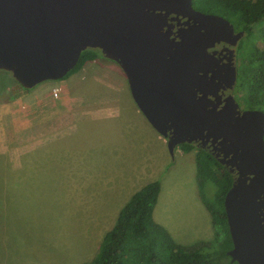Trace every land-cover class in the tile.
Returning a JSON list of instances; mask_svg holds the SVG:
<instances>
[{
  "label": "water",
  "instance_id": "1",
  "mask_svg": "<svg viewBox=\"0 0 264 264\" xmlns=\"http://www.w3.org/2000/svg\"><path fill=\"white\" fill-rule=\"evenodd\" d=\"M240 36L192 0H0V69L30 89L62 79L87 48L118 63L172 156L178 145L198 143L235 173L223 201L227 254L237 264H264V111L241 110L232 95L218 107L219 88L236 73H222L209 50Z\"/></svg>",
  "mask_w": 264,
  "mask_h": 264
},
{
  "label": "rangeland",
  "instance_id": "2",
  "mask_svg": "<svg viewBox=\"0 0 264 264\" xmlns=\"http://www.w3.org/2000/svg\"><path fill=\"white\" fill-rule=\"evenodd\" d=\"M253 27L251 39L259 43L264 20ZM102 58L108 60L107 63L98 66L86 62L84 70H90L84 72L81 67L79 72L62 78L72 99L84 101L73 103H99L101 99L91 96L88 91L122 90L120 86H127L119 64ZM99 79L107 83L102 84ZM59 80L43 81L24 89L11 72L0 69V264H81L89 261L115 219L116 213H109L106 205L100 202V195L94 190L98 186L96 183H85L82 187L74 181L83 180L74 173L75 162H80L82 155L87 159L93 157L89 163L95 162L99 167L100 161L96 159L99 140L114 137L113 129L95 121L82 124L85 126L75 129L70 138L55 139L53 144L50 140V144L38 146L26 140L31 128L23 111L34 110V90L40 87L48 90L51 83ZM63 87L54 85L48 91L54 102L59 103L66 97ZM45 90L37 94H44ZM242 90H236L240 101ZM77 92L85 95L78 96ZM128 95V89L125 93L115 90L110 99L115 98L121 104ZM43 101L46 104L52 102ZM50 115L46 111L41 119L46 120L45 116ZM76 151L83 154L74 153ZM177 162L179 165L181 159ZM197 187L194 172L175 169L165 175L159 202L161 214L170 219L175 228L179 229V223L183 222L187 237H198V226L201 225L205 230L204 238L198 240H207L213 238L215 230ZM205 191L211 196L214 189L207 185ZM77 192L83 194L86 201H78ZM159 213L160 208L155 216ZM173 235L177 239L176 233ZM195 241L186 239L185 244Z\"/></svg>",
  "mask_w": 264,
  "mask_h": 264
},
{
  "label": "trees",
  "instance_id": "3",
  "mask_svg": "<svg viewBox=\"0 0 264 264\" xmlns=\"http://www.w3.org/2000/svg\"><path fill=\"white\" fill-rule=\"evenodd\" d=\"M192 4L202 12L226 18L233 27L244 31L237 46L241 103L244 108L264 111V31L259 43L251 39L253 26L264 20V0H192ZM100 56L103 57L97 48L83 50L77 64L63 78ZM177 147L184 152L194 151L198 193L209 212L215 230L213 238L192 244L177 242L154 219L160 182L153 180L130 196L104 233L95 256L81 264H237L227 254L232 240L223 205L234 175L209 150L193 142ZM207 185L214 189L211 196L206 194Z\"/></svg>",
  "mask_w": 264,
  "mask_h": 264
},
{
  "label": "crops",
  "instance_id": "4",
  "mask_svg": "<svg viewBox=\"0 0 264 264\" xmlns=\"http://www.w3.org/2000/svg\"><path fill=\"white\" fill-rule=\"evenodd\" d=\"M106 61L108 60L100 56L87 63H97L100 66L107 63ZM80 70L87 72L90 69L86 68L84 70V66H82ZM99 82L102 84L107 83V81L101 79H99ZM126 84V87L120 86L122 90L113 88L114 90L104 92L88 91L91 96L101 99L99 103L95 104L73 103L84 101H74L75 99H72L64 79L55 81L53 84L51 83L48 90L41 87L37 91L34 90V93L32 92V95H35L32 98H36L33 106L34 110L23 111V114L28 117L26 119L27 125L31 128L27 133L26 140L33 141L38 146L50 144V140L51 144H53L55 139L70 138L75 129L79 127L82 129L85 126L82 124L100 121L105 124L106 128L114 130V137L99 140L96 158L97 161L98 159L100 161L99 167H97V163L95 162L90 164L89 162L93 157L87 159L86 155H82L80 162H75L77 165L76 169L74 168V173L76 172L75 175L83 180L74 181L82 187L85 183H96L98 186L94 190L100 195V202L106 205L109 213H116L114 216L116 217L120 208L134 192L149 181L159 180L160 192L153 212L154 219L163 225L174 239L173 232L176 233L177 239L175 240L179 243L185 244L186 239H191L192 241L202 239L204 238L202 233L205 230L201 225L198 226V232L200 233L198 237L185 236L187 233L185 234L183 230L184 223H179V229L172 226L170 219H166L161 214L162 207H160L159 203L165 175L171 174L176 169L183 172L189 171L192 174L194 172L195 176L196 163L194 151L184 152L178 147L175 148L174 155L172 156L167 149L166 139L150 125L141 113L131 97L128 83ZM54 85L64 86L63 90L66 97L64 100H60L59 103L54 102L51 93L48 92L51 91ZM127 89L129 95L125 100L123 99L124 101L121 104L115 98L110 99L115 90L125 93ZM43 90L47 92L37 94ZM81 93L83 92H77L76 94L78 96L85 95H80ZM78 98L84 99L82 97ZM43 100H51L52 102L46 104ZM46 111H49L51 115L45 116L48 118L46 120L41 119ZM32 112H34L33 115H30ZM88 132L90 133V130ZM74 153L83 154V152L79 151ZM178 158L181 159L179 165L177 162ZM79 192H77L76 199L78 201H86V197L83 194L80 195ZM159 208L160 213L158 216H155Z\"/></svg>",
  "mask_w": 264,
  "mask_h": 264
},
{
  "label": "flooded vegetation",
  "instance_id": "5",
  "mask_svg": "<svg viewBox=\"0 0 264 264\" xmlns=\"http://www.w3.org/2000/svg\"><path fill=\"white\" fill-rule=\"evenodd\" d=\"M171 16V15H170ZM169 16V17H170ZM185 18H182L181 21H183ZM169 22L173 23V31H175L179 25L177 24L176 20H168ZM241 31V36L239 39H235V43L234 44H231L230 42L228 41H224V40H221L219 42H215L214 43V46L211 47L209 50L210 51H215V56L217 57L218 59V63L220 66L223 67V71L222 73H224V71L226 72H232L231 71V68L234 67L235 68V80L233 81V83L231 84V86H227V82H224L222 85L223 87L219 88L218 90V94L220 95V104L218 105V107H221L223 104H224V101L223 99L228 96V95H232L235 99V101L238 103L239 105V108L241 110H244V109H247V108H244L240 99L237 97L236 95V90L238 89V85H239V81L240 79L238 78V62H237V46H238V43L240 41V39L244 36V31L243 30H240V29H236L235 27H233V32L234 33H237ZM231 83V80L230 82ZM194 143V142H193ZM196 145L200 146V144L198 143H195ZM204 149H207L211 152L210 148L209 147H202ZM212 153V152H211ZM213 155V154H212ZM214 156V155H213ZM215 157V156H214ZM216 158V157H215ZM217 159V158H216ZM218 161V159H217ZM219 162V161H218ZM220 163V162H219ZM221 165H223L225 168H227L229 170V166H226L222 163H220ZM230 172V171H229ZM232 173V172H231ZM235 177V173H232ZM234 180V179H233ZM232 248V247H231ZM230 248V249H231Z\"/></svg>",
  "mask_w": 264,
  "mask_h": 264
}]
</instances>
